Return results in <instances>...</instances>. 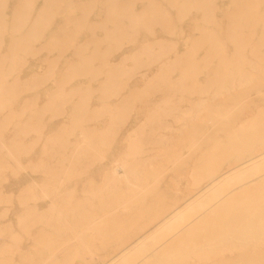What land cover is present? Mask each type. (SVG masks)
<instances>
[{
	"label": "bare ground",
	"instance_id": "6f19581e",
	"mask_svg": "<svg viewBox=\"0 0 264 264\" xmlns=\"http://www.w3.org/2000/svg\"><path fill=\"white\" fill-rule=\"evenodd\" d=\"M11 1L0 0V180L7 175L22 180V164L37 148L24 140V124L36 132L58 127V136L85 140V146H72L73 160L82 168L94 165L95 152L102 150L99 141L126 122L137 100L129 77L153 67L144 91L163 96L148 118L151 128L136 139L167 145L174 139L164 134L169 124L194 120L189 175L201 185L180 203L182 196L148 186L155 174L146 168L151 157L128 161L114 156L119 152L115 144L103 148L101 166L107 176L102 188L89 174L80 187L85 194H75L58 178L67 173L64 137L54 143L58 151L46 163L28 166L37 173L31 177L44 175V184L26 177L14 203L0 193V201H11L17 216L14 224L0 220V264H72L80 255L74 245L80 240L96 245L78 264L128 263L131 254L177 219L182 222L167 237L128 264H264V171L220 192L225 181L264 162V0H18L9 10ZM126 41L138 43L130 57L133 66L110 64L112 52ZM42 52L44 68L24 79L19 73L24 57H41ZM53 81L57 85L41 103ZM195 88L211 99L195 102L189 117L179 114L186 92ZM224 94L228 98L218 100ZM98 96L103 105L98 106ZM16 104L20 107L12 110ZM66 114L75 118L61 124ZM162 114L170 117L166 123ZM104 120L110 127L101 130ZM9 125L18 130L7 146ZM184 125L178 133L185 132ZM125 132L123 140L131 135ZM182 151L169 160L185 158ZM141 152L130 146L128 157ZM124 178L137 197H126ZM210 192L220 193L202 204ZM117 201L124 202L116 209ZM195 203L202 208L196 211ZM166 208L173 209L164 214ZM190 209L194 214L186 218ZM136 226L144 229L115 252Z\"/></svg>",
	"mask_w": 264,
	"mask_h": 264
},
{
	"label": "rangeland",
	"instance_id": "374dc122",
	"mask_svg": "<svg viewBox=\"0 0 264 264\" xmlns=\"http://www.w3.org/2000/svg\"><path fill=\"white\" fill-rule=\"evenodd\" d=\"M19 2L18 0H12L10 2L9 10H13L15 6H18ZM11 17V15H9ZM58 18L53 19L52 25L55 27L58 25ZM224 24V21H222ZM52 34V30L48 31V35ZM162 38L170 40L171 36L168 34H165L164 32H160L159 34ZM183 43H181L182 45ZM138 45V43L134 41H126L121 47L116 48L112 54L109 57V63L112 65H117L120 62L124 61L128 67L133 66V60L130 58L131 55L135 52L133 50ZM125 53L126 57L123 59L121 58V55ZM41 57L35 56H25L24 57V63L19 70V73L24 79H30L31 75L33 73H37L41 71L44 68V61L46 58V53L42 52ZM157 68L148 67V68H140L134 76L129 77V85L131 92L133 93L134 97L137 98L136 102L134 103V106L131 110L127 111V118L126 122L118 123L114 126V132L112 135L108 136L105 140H100V147L102 148L101 151H96L94 154V165H91L90 167H84L77 166L75 164V158L73 160L72 156V146L74 145H86L85 140H79L77 138H72L68 136H58V127H47L43 129L41 132H36L33 130H29L27 125L24 124L20 130L21 134L24 137V140L26 142H35V146L37 145V148L32 156H30L24 163L22 164V180L16 179L13 175H7L3 179L0 180V193L3 197H12L14 200L12 203L17 202L18 196L23 193V188L20 189L22 181L28 177V179L36 178V182L39 185H42L45 183L43 180L44 175H38L35 177H31L32 175H35L34 171L29 165L33 163H46L47 159L51 158L52 156L50 154H54L58 151L57 148L54 147V143L58 141H63L64 137H66L65 144L69 147L66 148L64 151V156H66L67 159V173H61L58 178H60V185L64 186L66 185L65 190H69L67 187L75 188V194L83 195L85 194L83 189L80 187L82 186V183L90 177L89 174H91L93 181L98 185V189L102 188L103 181L106 178V173L103 171L104 168L101 166L103 162L101 155L103 154V148L104 147H111L115 144L118 145L119 152L115 151L114 156L119 155L121 158H126L128 161L132 160L134 157H151L150 163L146 165V168L148 169H155V174L153 176H150V179L148 182L150 183L148 186H157L159 185L164 192L169 191L170 196H182V200L179 202H183L184 200L189 199L192 194H195L197 189L200 187L201 183H199L196 178H194L192 175H189L193 172L192 168V150L190 152L189 146L193 142L194 139V132L193 128L196 125V122L194 123V120L187 121L184 125V123L180 122H173L172 124H169V126L164 129V134L166 136L174 138L173 142L167 145H156L153 144L151 141L146 140L145 138L141 140H138L136 138L141 137L142 131H146V129L151 128V124L148 122L149 116L155 111L157 104L161 100L163 94L157 93L152 94L151 92H145L144 85L153 77V74ZM147 73V74H146ZM56 80V79H55ZM57 85V81H53L48 86L47 91L43 93L44 97L41 100V103H45L48 100L49 92ZM198 88H195L192 92L188 93L186 92V100L181 103V109L182 112L179 114L186 115L187 117L190 116L192 113V106L195 102L199 101L200 99H208L210 100V95H207V93H202ZM197 90V91H196ZM195 91V92H194ZM98 100V106L103 105L104 102L101 100V98L95 97ZM156 98V99H155ZM221 98L227 99L228 95L224 94L219 97L218 100H222ZM24 99V96L20 98L19 101H22ZM155 100V101H154ZM240 105H236L235 108L239 107ZM20 107V104L14 105L12 110H17ZM107 113L106 115H108ZM74 114H66L60 119V123H66V122H72V120L75 118L73 116ZM201 116V113L199 114ZM107 118H110L107 116ZM163 120H165L164 123L168 121L170 117L162 114L161 117ZM149 123V124H148ZM184 125L185 132L178 133V129L180 126ZM110 127V123H107L105 120L102 121L99 125V129L105 130ZM18 130L13 125H9L8 128L5 130L6 138H4L5 144L8 146L10 145L11 140H7L8 137H13L15 132ZM126 131V132H125ZM125 132L123 135H127L131 132L130 137L127 139L121 138L122 133ZM135 133V134H134ZM134 134V137H131ZM51 135L50 137H48ZM131 138H134L132 140ZM195 140H199L196 136ZM201 142V141H199ZM199 144V143H198ZM134 148L135 146H139L143 152L138 153L136 155H130L128 157L129 147ZM45 147V148H44ZM8 148V147H7ZM44 148V149H43ZM121 149V150H120ZM181 150L185 158L175 161V157L172 160H169L173 152H180ZM203 153V151H202ZM188 154V155H187ZM196 156V155H195ZM201 151L198 153V157L200 158ZM97 157V158H95ZM244 158V157H242ZM240 158L239 160H241ZM90 159L93 161V159L90 157ZM259 167H252L249 169H246L245 171H242L238 173L237 175L233 176L229 180L225 181L222 184L220 192L226 191L229 187H231L234 184H240L243 181H247L249 179L254 178V174H257L256 172L264 171V162H262ZM257 168V170H256ZM123 173V171L121 172ZM130 175V174H129ZM132 180H135V178H131ZM56 184V183H55ZM122 185L124 186V190L126 194V197L130 200L137 197V194L131 192V189L134 187L130 186V184L126 181L124 178L122 181ZM128 188V189H127ZM176 191H181L180 194H177ZM219 192V193H220ZM51 193V192H50ZM218 192H210L206 194L202 201V204H209L211 203L214 198L219 194ZM54 195L53 193L50 194ZM125 197V198H126ZM49 199L53 200L56 198V201H59V198L57 195L53 197H49ZM55 200V199H54ZM128 200V201H129ZM124 201H117L112 206L116 209L120 206L121 203ZM11 201H0V214H1V221L4 223H16L17 216L15 215V206H13ZM97 208H102L101 205H96ZM174 208V207H173ZM164 210V214L167 213L168 210ZM200 208H202L201 205H196L194 209L197 211ZM106 209H101L99 212H103ZM129 210V209H128ZM126 210V215L131 216L133 215V211ZM136 212V211H135ZM217 213V211L215 212ZM193 210H189L185 215L186 218L193 215ZM141 217L144 218V215L141 214ZM182 219H177L174 224L171 227H165L159 232L156 233V235L152 238H150L146 244L144 245L142 251H136L133 254L129 256L128 263L133 261L140 253L139 252H145L147 249L153 247L155 244H157L160 240L167 237L171 231H173L178 224H180ZM144 227L136 226L135 230L132 234H130L126 240L119 242L115 247V252H117L119 249H121L125 244L129 243L131 240L137 237L139 233L142 232ZM77 248V252L80 254L76 257L75 261L72 264H78L82 258L89 257L90 252L94 249L96 242L94 240L87 241L83 244H81V240L78 242H75L74 244ZM75 256V254H74ZM68 263V262H67ZM66 263V264H67ZM128 263H121V264H128Z\"/></svg>",
	"mask_w": 264,
	"mask_h": 264
}]
</instances>
